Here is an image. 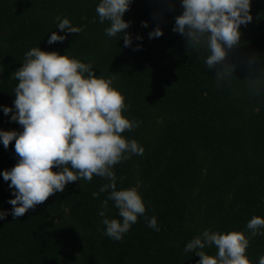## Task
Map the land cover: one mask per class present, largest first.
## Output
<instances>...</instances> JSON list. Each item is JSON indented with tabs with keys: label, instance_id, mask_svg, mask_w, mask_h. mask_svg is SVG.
<instances>
[{
	"label": "trees",
	"instance_id": "16d2710c",
	"mask_svg": "<svg viewBox=\"0 0 264 264\" xmlns=\"http://www.w3.org/2000/svg\"><path fill=\"white\" fill-rule=\"evenodd\" d=\"M100 2L0 0V129L23 131L3 107L15 111L18 81L12 74L31 48L92 62L95 74L112 78L125 96L124 114L139 122L122 135L135 139L143 154L113 171L117 190L136 188L146 213L122 240L105 235L102 220L122 218L114 201L102 207L109 193L99 189L109 181L94 175L90 182L67 184L15 219L8 203L13 189L2 173L19 157L15 140L7 149L0 142V210L8 213L0 220V264H197L198 255L184 252L195 236L206 229L250 235L248 221L264 217V85L254 94L247 79L264 78V0H252L253 20L241 25V43L228 57L235 71L219 83V66H206L207 47L187 49L186 37L173 31L181 0H133L124 15L131 21L130 47H124L123 33L106 35L109 22L101 23L95 11ZM57 16L83 31L49 44L53 32L66 34L57 28ZM157 25L163 35L149 39ZM145 216L157 218L159 231ZM204 251L215 255L218 249ZM246 255L259 264L264 235L251 238Z\"/></svg>",
	"mask_w": 264,
	"mask_h": 264
},
{
	"label": "clouds",
	"instance_id": "9594fccd",
	"mask_svg": "<svg viewBox=\"0 0 264 264\" xmlns=\"http://www.w3.org/2000/svg\"><path fill=\"white\" fill-rule=\"evenodd\" d=\"M133 0H101L95 11L99 21L109 22L106 35L115 37L123 33L124 47H130L133 36L126 30L131 21L124 19ZM252 0H181L182 13L175 18L173 31L186 37L187 49L207 47L209 55L205 63L216 71L220 81L230 77L235 65L229 62L231 50L241 43V25L253 20ZM57 28L66 30L65 35L53 32L48 43L62 42L67 33H80L82 27L74 26L64 17H56ZM143 27L148 22H142ZM163 29L157 25L149 39L159 38ZM136 40L142 37L137 35ZM137 45L134 50H139ZM256 56L249 58L255 63ZM18 83L14 89L13 107L4 106L5 115L12 113L11 121L22 126L23 131L0 129V142L7 149L15 140L14 150L18 163L2 173L5 182L10 181L13 197L8 203L13 206L12 216L17 219L28 210L44 203L56 192H63L67 184L93 176L109 181L99 192H108L102 207L107 210L108 201H114L122 219L105 217L102 223L105 235L122 240L138 217L146 213L142 195L136 188L117 190L113 167L130 158L142 155L144 148L135 140L122 135L139 126V122L127 117L125 96L113 86L112 78L97 76L92 62L61 55L58 51H45L33 47L26 52L22 66L14 71ZM254 94H259L264 78H247ZM59 168V171L53 169ZM98 193L94 192L93 197ZM8 215L0 210V220ZM148 226L159 231L157 218L145 216ZM247 230L220 233L206 229L185 246V253L200 257L197 264H252L246 255L251 238L264 235V217L253 216ZM215 246V255L204 249ZM264 264V256L259 258Z\"/></svg>",
	"mask_w": 264,
	"mask_h": 264
}]
</instances>
